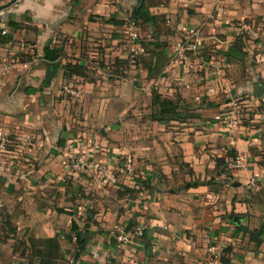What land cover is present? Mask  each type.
Masks as SVG:
<instances>
[{
    "label": "crops",
    "instance_id": "obj_1",
    "mask_svg": "<svg viewBox=\"0 0 264 264\" xmlns=\"http://www.w3.org/2000/svg\"><path fill=\"white\" fill-rule=\"evenodd\" d=\"M4 6L0 131L12 144L0 149V203L18 235L57 238L65 259L80 264H207L213 251L224 253L220 264H264V213L250 207L264 194V130L214 121L234 112L242 96L263 105L252 122L264 118V95L256 97L257 85L264 86V0H0ZM141 7L156 21L137 24L146 52L132 66L138 42L125 24ZM240 28L260 42L249 40V47L245 39L247 56L228 61ZM187 32L203 42L192 62L175 56ZM48 45L60 55L52 80ZM31 49L39 61H31ZM69 64L83 66L85 76H66ZM153 94L185 102L184 120L154 121ZM130 112L147 123L130 128ZM90 121L109 125L108 136L94 135L93 147L81 139L92 133ZM73 144L91 151L82 173L67 164ZM131 154L133 176L118 164ZM232 156L244 160L243 170H226ZM92 191L100 199L91 202ZM128 226L144 228V237L120 245L114 232Z\"/></svg>",
    "mask_w": 264,
    "mask_h": 264
},
{
    "label": "rangeland",
    "instance_id": "obj_2",
    "mask_svg": "<svg viewBox=\"0 0 264 264\" xmlns=\"http://www.w3.org/2000/svg\"><path fill=\"white\" fill-rule=\"evenodd\" d=\"M246 30L247 29H242L241 30V28H240L239 32L243 31V33L245 34V36L247 38V44L249 45V47H250V43H248L249 40L253 41L254 43L260 42L259 40L258 41H254L251 38H249L248 37L249 33ZM250 34H252V31H250ZM183 40H184V37L181 40H179V42L176 44V46H175V56H178V57H181V58H186V57L190 58V60L192 62L194 60V58L196 57V55L198 56L197 53L198 52L200 53V49L202 47H200L196 52L195 51H192V52H177L178 44L182 43ZM29 51L31 52V50H29ZM30 58H31V61H32V57L31 56H30ZM128 68H130V67H128ZM62 89L64 91V88H62ZM147 98H149V95H146V98L144 97V101L141 102L142 103L141 107L144 108V109L147 108V106H148L147 105ZM235 99H237L236 100L237 104L235 105L236 108H233L232 110L236 111V114L234 116H237L236 120H237L238 123H237L236 128L230 129L227 126L226 127L228 129H230V130H237L238 127H242L243 124H245V122H248V124H251L252 126L255 127V129H257V132H259V131H260V133L263 132V130H264V118L258 119V121H257L258 124H255V123L252 122V120H254L255 114L256 113H260L261 110H263V105H261V104L256 105L257 104L256 103L257 102L256 99L250 100V99L245 98L244 96H242V98L241 97L240 98L237 97ZM71 100L72 99L70 98V101ZM181 110L183 112L186 109L184 110V108H182ZM246 114H249V116L248 117H244V118L241 117V116H245ZM131 116H134V115H133V113L130 112V114H129V125H128L130 128H135L136 126H138L140 124H144L145 125L147 123V121H145L143 118H142L143 120L142 119L141 120H136V118H131ZM245 118H247V119H245ZM182 119H184V118H182ZM188 119L191 120V117L190 118H186L185 121H187ZM78 121H79V125L81 126V128H82V126H85L83 124V122L85 121L84 120V115H83V113L81 111L79 112V114H77V122ZM119 121L122 122L124 120H119ZM119 121H118V124L121 125V122H119ZM90 122L95 126V127L92 126L93 129H90L92 133H87L85 135H82L83 137L81 139H82V141H84V140L87 141L86 144H90L93 147V146H97L96 145L97 139L94 137V135H96L97 133L98 134L102 133V136L103 135H107L105 129L109 125H104L103 126L101 121H98V122L90 121ZM143 131H144V129H143ZM89 134H91L92 137H90ZM135 140L136 139H134V142H135ZM75 147L76 146L73 144L72 146L69 147L70 148L69 151L77 150ZM85 151H86V154H91V151L88 148H86ZM81 152H83V151H81ZM101 153L103 155L100 154V156H102L104 158L106 157V159H109L110 157L116 158L113 153L111 154V156H109L110 152L106 153V152L103 151ZM130 158L132 159V162H133L132 168L134 169V171L132 173H128L126 171V164H127L128 159H130ZM230 163H231L230 164V168L228 167L226 170H229V171L235 170L232 167V163L233 162H230ZM118 164L121 165L119 168L120 169H125V171H126V173L128 175L133 176L135 174V172H136L135 170L136 169H135V163H134L133 154L128 155V156L124 155L123 159L119 160ZM70 187H71V184H70ZM82 188L84 190L86 189V187H83V186H82ZM253 188H255V186ZM255 190H261V189H255ZM82 193H85V192L82 191ZM90 199H91V202H92V201H95L97 199H100V196L97 193L92 191V192H90ZM251 203H252V205L250 203L249 204H250V207L253 209V211L258 212L260 215H262L261 213H264V194H262L260 196L257 195L256 199L252 200ZM78 205L83 206L84 205V201L82 203L80 202ZM7 222H10V216L8 215V207H7V205L4 204V202H2V203H0V264H18V262H20V261H23L24 264H25V262H26L25 258L29 254V249L22 248L21 246H19L20 245L19 242H23V244H24V242L28 243V241H26V240L30 239L32 241V240L40 239V238H35L34 235H32V237L28 236V234L24 235V234H22L23 232H20L19 235L16 234V236H14L10 232V228L13 226V223L10 222L11 223V226H10V225L7 224ZM25 237H27L26 240L24 239ZM24 252H25V256L22 257V254ZM220 252H221V254L223 256L224 253L222 251H220ZM67 262H68V264H74V263H71L69 261H67Z\"/></svg>",
    "mask_w": 264,
    "mask_h": 264
},
{
    "label": "trees",
    "instance_id": "obj_3",
    "mask_svg": "<svg viewBox=\"0 0 264 264\" xmlns=\"http://www.w3.org/2000/svg\"><path fill=\"white\" fill-rule=\"evenodd\" d=\"M132 20H134L137 24L143 23V24H150L155 23L156 17L151 16L150 13L144 8H137L134 10L132 17ZM10 26L13 29H19L20 27L15 24H10ZM247 39L246 36L239 35L233 45L228 49V52L225 54V57L228 61H233L235 59L242 60L247 56L245 52H243V49L245 48V42L244 40ZM3 42H0L1 44L8 43L9 40L4 38ZM54 51V53H53ZM52 53V55H50ZM44 56L45 59L51 62H55L59 60L60 55L55 52V50H50V45L45 46L44 48ZM85 70L83 66H80L78 64L75 65H67L65 67V73L66 76H85ZM152 107H153V113H152V119L154 121L159 122L160 124H169L173 121L181 122L184 119H182L180 114V109L185 108V102L181 101L180 99H170V98H164L159 94H153V100H152ZM63 145V144H61ZM232 158H236V156H232ZM222 164H225V160H220ZM60 213H68L65 211H60ZM72 215V214H69ZM11 222V221H10ZM7 222L8 225L11 226V223ZM72 231L75 232L77 237V242L79 245V248L81 250L84 249V243H83V235L81 232L78 231V227L75 222H72ZM264 228V226H263ZM261 228V230L263 229ZM132 229L130 226L126 227V230L129 231ZM264 231V230H263ZM10 232L16 236L17 231L14 228H10ZM245 233H250L251 239L256 240L255 236L245 229ZM261 235L264 236V232ZM144 237V235H143ZM29 247L27 246L26 242H19V246L22 248L29 249V254L25 258V264H68L67 260L64 257V254L62 253L61 246L59 244V241L57 238H46V239H35V240H28ZM79 253L76 254V257H78Z\"/></svg>",
    "mask_w": 264,
    "mask_h": 264
},
{
    "label": "built area",
    "instance_id": "obj_4",
    "mask_svg": "<svg viewBox=\"0 0 264 264\" xmlns=\"http://www.w3.org/2000/svg\"><path fill=\"white\" fill-rule=\"evenodd\" d=\"M125 26L130 30V38L137 43L138 45L134 46L130 53H129V64L132 66H135L141 56H143L146 52V48L141 44V36L137 29V23L129 18L126 21ZM5 34V32H3ZM203 46V42L198 34V32H187V34H184V40L182 43L178 44L177 52H192L197 51L200 47ZM30 56L32 57V62L39 61V57L37 56L35 50L31 49ZM64 90L70 94V95H77L78 92L72 91V89L69 86H66ZM236 112H230L228 114H219L214 117V121L216 123L222 124L227 126L230 129L236 128L237 126V120L234 116ZM12 144L11 136L8 134H4L2 131H0V149L5 148L7 145ZM67 164L71 167V169L75 172H84L87 170L88 166V156L85 152H80L77 150L69 151L67 155ZM132 159H128L126 164V171L128 173H132L134 169L132 168ZM246 164L244 160H242L241 157H236L233 160L232 167L235 170H243L245 168ZM251 186H256V182L254 180H251L250 182ZM144 235V228L138 227L136 229H131L129 231L126 230V227H119L114 232L115 240L120 245H129L131 243H134L140 239L143 238ZM222 259L221 252H212V257L207 261V264H220ZM71 263L74 264H80V262L71 261Z\"/></svg>",
    "mask_w": 264,
    "mask_h": 264
},
{
    "label": "water",
    "instance_id": "obj_5",
    "mask_svg": "<svg viewBox=\"0 0 264 264\" xmlns=\"http://www.w3.org/2000/svg\"><path fill=\"white\" fill-rule=\"evenodd\" d=\"M8 6L0 7V11L3 10ZM60 68V63L59 62H52L47 64V79L52 80L58 72V69ZM264 95V86L261 84L257 85V92H256V97L257 98H262ZM238 222V221H236ZM25 256V252L22 254V257ZM18 264H24L23 261L18 262Z\"/></svg>",
    "mask_w": 264,
    "mask_h": 264
}]
</instances>
